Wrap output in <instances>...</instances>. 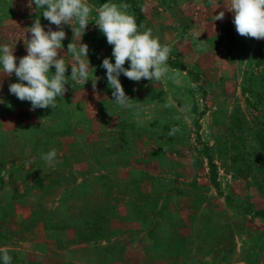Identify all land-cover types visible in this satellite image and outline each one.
<instances>
[{"label":"rangeland","instance_id":"rangeland-1","mask_svg":"<svg viewBox=\"0 0 264 264\" xmlns=\"http://www.w3.org/2000/svg\"><path fill=\"white\" fill-rule=\"evenodd\" d=\"M84 2L99 97L91 80L70 81L56 108L30 111L0 67V248L12 264H264V39L236 32L231 0ZM104 3L130 5L171 48L160 81L119 77L138 116L115 104L101 67L115 62L95 24ZM42 12L0 0V45L17 63L37 15L59 30ZM52 149L54 168L41 159Z\"/></svg>","mask_w":264,"mask_h":264},{"label":"clouds","instance_id":"clouds-1","mask_svg":"<svg viewBox=\"0 0 264 264\" xmlns=\"http://www.w3.org/2000/svg\"><path fill=\"white\" fill-rule=\"evenodd\" d=\"M33 2L36 8L43 9L42 15L49 21V25H55L59 30L53 31L49 26L46 31L37 15L27 31L31 34L25 44L27 55L20 57L18 63V58L14 55L15 47L9 44L0 45V67L3 76L11 77L15 74L19 81L9 84L10 94H14L22 102H30V111L54 109L58 104L57 98H63L68 91L66 85H69L70 81L85 84L91 80L93 94L99 97L96 88L99 77L90 79L92 67L88 59L89 47L80 42L90 23L92 8L84 0H29V6ZM210 2L214 4L215 0ZM129 8L127 3H104L97 9L98 19L95 24L106 37L107 43L113 46L112 57L115 62L104 58L101 64L106 70L108 86L112 89V100L121 109L134 110V114L138 116L139 105L125 93L119 77L123 74L133 82L142 79L160 81L169 71L167 61L171 48L161 44L152 29H144L143 25H138L135 16L129 13ZM228 10L233 13L232 23L240 36L264 39V0H231ZM224 16L225 12L220 11L215 15V21L222 20ZM73 22L78 27H71ZM64 25L72 28V41L79 37L78 45L73 42L67 45V53L71 54L74 60V63L70 64V76L66 75L69 63L60 55L62 42L66 39ZM126 61L129 62L128 67H125ZM53 66L55 72L51 70ZM176 119L179 120L180 117L177 116ZM180 131L178 126H173L169 129L168 136L174 137ZM56 157L57 151L52 149L42 154L41 159L54 168L59 162ZM0 261L2 264H12V257L6 248H0Z\"/></svg>","mask_w":264,"mask_h":264}]
</instances>
